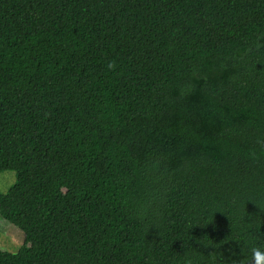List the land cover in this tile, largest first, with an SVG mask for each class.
<instances>
[{
    "label": "trees",
    "instance_id": "16d2710c",
    "mask_svg": "<svg viewBox=\"0 0 264 264\" xmlns=\"http://www.w3.org/2000/svg\"><path fill=\"white\" fill-rule=\"evenodd\" d=\"M3 170L0 264L250 259L264 0H0Z\"/></svg>",
    "mask_w": 264,
    "mask_h": 264
},
{
    "label": "rangeland",
    "instance_id": "374dc122",
    "mask_svg": "<svg viewBox=\"0 0 264 264\" xmlns=\"http://www.w3.org/2000/svg\"><path fill=\"white\" fill-rule=\"evenodd\" d=\"M16 180L15 170L0 171V193H6ZM23 241V232L0 216V249L16 252Z\"/></svg>",
    "mask_w": 264,
    "mask_h": 264
},
{
    "label": "clouds",
    "instance_id": "9594fccd",
    "mask_svg": "<svg viewBox=\"0 0 264 264\" xmlns=\"http://www.w3.org/2000/svg\"><path fill=\"white\" fill-rule=\"evenodd\" d=\"M111 67V65H109ZM251 257L245 258L241 264H264V248L261 247H251Z\"/></svg>",
    "mask_w": 264,
    "mask_h": 264
}]
</instances>
